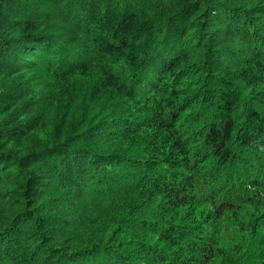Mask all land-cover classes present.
Returning a JSON list of instances; mask_svg holds the SVG:
<instances>
[{
	"label": "trees",
	"instance_id": "trees-1",
	"mask_svg": "<svg viewBox=\"0 0 264 264\" xmlns=\"http://www.w3.org/2000/svg\"><path fill=\"white\" fill-rule=\"evenodd\" d=\"M46 1L0 0V264H264V0Z\"/></svg>",
	"mask_w": 264,
	"mask_h": 264
},
{
	"label": "rangeland",
	"instance_id": "rangeland-1",
	"mask_svg": "<svg viewBox=\"0 0 264 264\" xmlns=\"http://www.w3.org/2000/svg\"><path fill=\"white\" fill-rule=\"evenodd\" d=\"M63 10L66 9L62 8V4H57L56 2H53V0H48L41 5V7L38 9V13L32 12L31 15L40 17L46 14H53V18L57 19V15Z\"/></svg>",
	"mask_w": 264,
	"mask_h": 264
}]
</instances>
